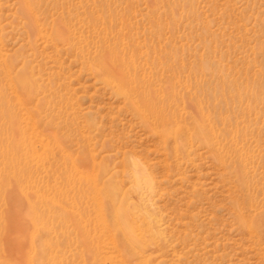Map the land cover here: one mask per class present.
<instances>
[{
	"label": "rangeland",
	"instance_id": "obj_1",
	"mask_svg": "<svg viewBox=\"0 0 264 264\" xmlns=\"http://www.w3.org/2000/svg\"><path fill=\"white\" fill-rule=\"evenodd\" d=\"M261 216L264 0H0V264H264Z\"/></svg>",
	"mask_w": 264,
	"mask_h": 264
},
{
	"label": "bare ground",
	"instance_id": "obj_2",
	"mask_svg": "<svg viewBox=\"0 0 264 264\" xmlns=\"http://www.w3.org/2000/svg\"><path fill=\"white\" fill-rule=\"evenodd\" d=\"M107 72V71H106ZM181 133V130L178 129L175 133ZM199 135V133H198ZM250 225L254 228V231L259 235L264 236V216L252 218Z\"/></svg>",
	"mask_w": 264,
	"mask_h": 264
}]
</instances>
